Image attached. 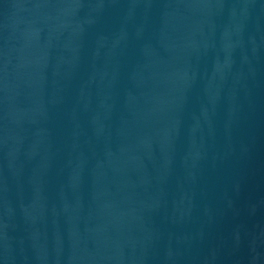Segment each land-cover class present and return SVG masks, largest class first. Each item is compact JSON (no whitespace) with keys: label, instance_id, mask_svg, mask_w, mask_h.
<instances>
[{"label":"water","instance_id":"obj_1","mask_svg":"<svg viewBox=\"0 0 264 264\" xmlns=\"http://www.w3.org/2000/svg\"><path fill=\"white\" fill-rule=\"evenodd\" d=\"M0 264H264V0H0Z\"/></svg>","mask_w":264,"mask_h":264}]
</instances>
